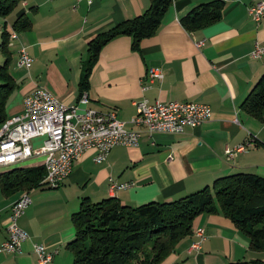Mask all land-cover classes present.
Segmentation results:
<instances>
[{"label":"crops","instance_id":"crops-1","mask_svg":"<svg viewBox=\"0 0 264 264\" xmlns=\"http://www.w3.org/2000/svg\"><path fill=\"white\" fill-rule=\"evenodd\" d=\"M207 0H171L155 32L130 48V38L117 36L99 50L87 78L86 102L77 103V84L86 43L95 33L142 12L147 0H23L6 16H0V64L8 57L7 72L15 86L6 99V117L20 112L22 97L42 87L63 104L79 109L110 110L127 128L135 114L134 101H196L206 104L209 117L196 127L176 134H142L136 146H114L99 163L92 160L94 148L84 150L71 164L58 186L27 190L30 201L17 223L27 234L17 252H0V264H37L33 243L54 250L51 264H71L65 243L73 236L70 214L82 197L96 201L116 197L121 203L138 205L163 201L210 185L215 178L240 172L264 176V123L246 114L239 104L264 72V55L252 58L255 46H264V14L258 20L246 7L261 0H222L221 16L197 30H185L179 17L192 5ZM33 7L32 10L29 7ZM25 12L30 26L11 29L14 18ZM8 33V35H9ZM203 40L196 47L194 41ZM23 47L31 63L17 65V49ZM158 68L160 79L149 82L148 68ZM141 84L145 85L141 89ZM40 137L31 140L37 146ZM250 141L247 150L225 160L223 149ZM40 165L31 156L20 166ZM2 169H0L1 171ZM108 177L116 183L130 182L122 189L108 190ZM23 190L3 194L0 190V242L6 237L10 204ZM201 228L203 239L189 249L192 231ZM158 264H264V251L248 247L246 236L220 214H199L191 232Z\"/></svg>","mask_w":264,"mask_h":264},{"label":"trees","instance_id":"trees-1","mask_svg":"<svg viewBox=\"0 0 264 264\" xmlns=\"http://www.w3.org/2000/svg\"><path fill=\"white\" fill-rule=\"evenodd\" d=\"M21 1L0 0V16L9 14ZM147 1L141 13L95 33L87 41L78 95L87 88L90 69L106 42L125 35L130 38V48L138 50L139 41L155 32L171 0ZM223 5L222 0L196 3L179 17V23L188 31L200 29L220 18ZM29 26L30 19L22 11L12 21L11 29L23 31ZM8 33L3 29L1 48L7 43ZM8 62L6 57L0 64V124L6 118V99L15 86L7 72ZM239 108L264 123V72ZM42 176L41 165L11 166L0 171V190L7 194L46 185L40 182ZM199 214H220L228 218L246 236L250 249L264 251V176L235 172L175 199L150 200L133 206L113 196L96 201L82 197L77 210L70 214L73 236L65 247L72 255L71 264H158L174 250L178 241L190 234L191 222Z\"/></svg>","mask_w":264,"mask_h":264},{"label":"built area","instance_id":"built-area-1","mask_svg":"<svg viewBox=\"0 0 264 264\" xmlns=\"http://www.w3.org/2000/svg\"><path fill=\"white\" fill-rule=\"evenodd\" d=\"M77 2L79 0H73ZM87 4L91 0H84ZM252 19L264 14V0L255 1L246 7ZM9 38L13 34L9 33ZM203 40L194 41L196 47ZM7 41V45H8ZM264 55V46L255 44L250 52L252 58ZM31 59L23 47L17 49V65L29 68ZM146 77L149 82L161 78L158 68H148ZM145 85L141 84V89ZM20 112L6 117L0 124V169L20 165L31 156L41 158L43 176L40 182L56 187L68 175L72 162L86 149L94 148L92 160L103 161L114 146L132 147L142 134L150 137L155 133L176 134L184 127H196L209 117L210 109L206 104L196 101L148 103L145 99L134 101L135 114L129 119L134 128H127L110 110L79 109L77 103H85V94H80L77 103L65 105L57 97L42 87H35L22 97ZM40 137L37 146L31 145L33 138ZM250 141L238 143L232 148L223 149L225 160H231L238 152L247 150ZM130 182L116 183L108 177V190L122 189ZM30 201L27 191L20 192L10 204L6 225V237L0 242V252H17L21 242L27 237L17 220ZM194 240L189 249H197L203 239L201 228L192 231ZM32 251L37 264H51L54 250L48 251L41 243H33Z\"/></svg>","mask_w":264,"mask_h":264},{"label":"bare ground","instance_id":"bare-ground-1","mask_svg":"<svg viewBox=\"0 0 264 264\" xmlns=\"http://www.w3.org/2000/svg\"><path fill=\"white\" fill-rule=\"evenodd\" d=\"M8 167H11V166H7L6 168L8 169Z\"/></svg>","mask_w":264,"mask_h":264},{"label":"rangeland","instance_id":"rangeland-1","mask_svg":"<svg viewBox=\"0 0 264 264\" xmlns=\"http://www.w3.org/2000/svg\"><path fill=\"white\" fill-rule=\"evenodd\" d=\"M40 161H41V158H40Z\"/></svg>","mask_w":264,"mask_h":264}]
</instances>
